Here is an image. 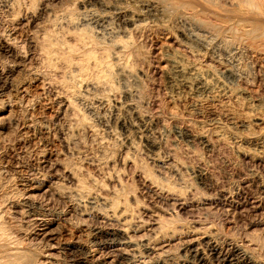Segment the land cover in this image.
<instances>
[{"label":"rangeland","instance_id":"1","mask_svg":"<svg viewBox=\"0 0 264 264\" xmlns=\"http://www.w3.org/2000/svg\"><path fill=\"white\" fill-rule=\"evenodd\" d=\"M250 8L0 0V263L116 264L105 233L122 229L148 245L140 264H228L234 249L264 264V10ZM196 71L224 90L187 89Z\"/></svg>","mask_w":264,"mask_h":264},{"label":"bare ground","instance_id":"2","mask_svg":"<svg viewBox=\"0 0 264 264\" xmlns=\"http://www.w3.org/2000/svg\"><path fill=\"white\" fill-rule=\"evenodd\" d=\"M11 1V0H10ZM55 1V0H54ZM99 1V0H98ZM101 1V0H100ZM258 1V0H257ZM261 1V0H260ZM17 2V1H16ZM53 2V1H52ZM51 2V3H52ZM107 2V1H106ZM243 2L245 3V4H247L248 6H250L251 8V10H254V9H256V10H260L261 9V6H259V4H258V2H255V0H243ZM12 3V2H11ZM105 3V2H104ZM263 3V2H262ZM261 3V4H262ZM9 4V3H8ZM8 4H6V7H8L7 5ZM15 4V3H14ZM11 6V5H10ZM17 6V5H16ZM46 6V5H45ZM102 7V6H101ZM262 7L264 8V6L262 5ZM13 8V7H12ZM43 8H45L44 6H43ZM261 9V12H262V10H264V9ZM10 9V8H9ZM114 9V8H113ZM117 10V13L119 14V13H124L123 12V10L121 9V8H117L116 9ZM43 11V10H42ZM257 11V12H258ZM113 12V11H112ZM254 12H255V10H254ZM262 13H264V11L262 12ZM61 12H60V16L58 17H56L55 18V20H57L58 21V19H59V22H61L62 20H64L63 21V23H65V22H67V21H65V20H67L68 19V21H70L71 19L73 20V18H72V16H71V14H70V16L69 15H63L62 14V16H61ZM85 14V13H84ZM91 14V13H90ZM263 15V14H262ZM55 17V16H54ZM74 17V16H73ZM133 16H129L128 14H123V18H122V21H124V22H129V21H132L133 20V18H132ZM82 18V17H81ZM105 18V17H104ZM87 19V18H86ZM104 20V19H103ZM56 21V22H57ZM106 21V20H105ZM135 21V20H134ZM73 22V21H72ZM71 22V23H72ZM102 22V21H101ZM55 23V22H54ZM69 23V22H68ZM103 23H104V21H103ZM66 24V23H65ZM73 24V23H72ZM67 25V24H66ZM100 25V24H99ZM101 25H102V23H101ZM137 26V25H136ZM101 27V26H100ZM103 28H104V26H103ZM102 29V28H101ZM124 30V29H123ZM125 32V31H124ZM122 33V32H121ZM3 46V45H2ZM123 47V46H122ZM124 48V47H123ZM3 49V48H2ZM4 51V50H3ZM120 51V50H119ZM103 57V56H102ZM116 57H118L117 55H116ZM101 58V57H100ZM105 61V60H104ZM95 62V61H94ZM98 63V62H97ZM100 63V62H99ZM104 63V62H103ZM107 63V62H106ZM105 64V63H104ZM79 65V64H78ZM93 65H98V66H96V67H100L99 66V64H93ZM101 65V64H100ZM102 66V65H101ZM84 67V66H83ZM82 67V68H83ZM95 67V68H96ZM178 67V66H177ZM80 68V67H79ZM81 68V69H82ZM184 68V67H183ZM182 68V69H183ZM80 69V70H81ZM177 69V68H176ZM182 69H179V71L181 70L182 72H183V70ZM195 69H197V68H195ZM199 70V69H198ZM83 71V70H82ZM93 71V70H92ZM178 71V70H177ZM178 71V72H179ZM180 71V72H181ZM197 72V71H196ZM100 73V72H99ZM184 73V72H183ZM193 73V72H192ZM97 74V73H96ZM188 74V73H187ZM190 74V73H189ZM203 74V73H202ZM82 75V74H81ZM90 75V74H89ZM102 75V74H101ZM193 76H194V78H193V80H194V84H190V86H188V85H186V81H185V86H187L188 88L187 89H190V87L192 86V88L194 89V90H196V92L199 94V95H201V94H203V93H210L211 91H213V89H219L221 92L224 90V88L223 87H221L222 85H220V86H218L219 85V82L214 78V77H212V76H209L208 78L207 77H205L204 78V76L202 77V75H199V73L197 72V73H193L192 74ZM99 76V75H98ZM103 76V75H102ZM207 76V75H206ZM216 77V76H215ZM3 78V77H2ZM107 78V77H106ZM105 78V79H106ZM4 79H5V77H4ZM3 79V80H4ZM82 79V78H81ZM97 79V78H96ZM87 80V79H86ZM92 81V80H91ZM99 81V80H98ZM97 81V82H98ZM85 82V81H84ZM95 82H96V80H95ZM94 82V83H95ZM96 82V83H97ZM100 82V81H99ZM216 82H218V85H216L217 83ZM81 83H83V82H81ZM89 83V82H88ZM95 83V84H96ZM102 83V82H101ZM103 84H104V82H103ZM106 84H107V80H106ZM98 85V84H97ZM92 86V85H91ZM93 86H94V84H93ZM225 86V85H224ZM179 87V86H178ZM191 88V89H192ZM193 89H192V91H193ZM191 91V90H190ZM220 91H218L217 90V92H220ZM229 91V90H228ZM194 92V91H193ZM233 92V91H232ZM213 93V92H212ZM211 94V93H210ZM212 95V94H211ZM221 95V94H220ZM223 95V94H222ZM198 96V95H197ZM213 96V95H212ZM226 96V95H225ZM206 98V97H205ZM261 144V143H260ZM77 202V201H76ZM221 202V201H220ZM79 204V203H78ZM78 206V205H77ZM29 211V210H28ZM38 220V219H37ZM36 224V223H35ZM38 225V224H37ZM123 228V227H122ZM1 231V230H0ZM99 233V232H98ZM101 233V232H100ZM4 235V234H3ZM39 235V234H38ZM105 235L107 236V238L109 239V242L116 248V264H140L141 262H139V259L140 258H143V257H146V255H144V254H147V252L149 251V248H148V245L147 244H144V243H141V242H135L131 237H130V235L128 236L127 235V233H125V230H119V229H112V230H109V231H107L106 233H105ZM10 239V238H9ZM8 239V240H9ZM0 240H2V239H0ZM106 243V242H105ZM209 243V242H208ZM8 244V243H7ZM15 244V243H14ZM206 244H207V242H206ZM207 249H208V251H209V253H210V255H213V256H215V255H217V257L220 255V253L218 252V249H217V246H215V245H213V244H208L207 245ZM241 249V248H240ZM189 250V249H188ZM115 251V250H114ZM190 254H191V256L193 257V260H195V259H198V262L199 261H203V258L201 257V255H200V252H198V250H197V248H195V246L193 247H190ZM15 253V252H14ZM9 254V253H8ZM11 255V254H10ZM18 255V254H17ZM13 256V255H12ZM15 256V255H14ZM11 257V256H10ZM216 258V257H215ZM222 258V257H221ZM1 259V258H0ZM9 260V259H8ZM17 260V259H16ZM12 261V260H11ZM14 261H15V259H14ZM143 261V260H142ZM223 261H225V263L227 262L228 264H239V263H242V261L243 262H246V261H249V259L247 258V256L246 255H244V253H238V251H237V249H234L233 250V252L231 253V255H228L227 257H225V259H224V257H223ZM251 261V260H250ZM164 262V261H163ZM13 263V262H12ZM0 264H6L5 262L4 263H0ZM7 264H9V262L7 263ZM16 264V263H15ZM19 264V263H18ZM67 264V263H66ZM112 264V263H111ZM142 264H145L144 262L142 263ZM160 264H162V263H160Z\"/></svg>","mask_w":264,"mask_h":264}]
</instances>
